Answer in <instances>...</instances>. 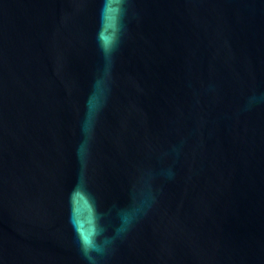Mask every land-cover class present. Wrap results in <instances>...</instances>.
Listing matches in <instances>:
<instances>
[{
	"label": "water",
	"instance_id": "1",
	"mask_svg": "<svg viewBox=\"0 0 264 264\" xmlns=\"http://www.w3.org/2000/svg\"><path fill=\"white\" fill-rule=\"evenodd\" d=\"M260 94L264 0H0V264H264Z\"/></svg>",
	"mask_w": 264,
	"mask_h": 264
},
{
	"label": "clouds",
	"instance_id": "2",
	"mask_svg": "<svg viewBox=\"0 0 264 264\" xmlns=\"http://www.w3.org/2000/svg\"><path fill=\"white\" fill-rule=\"evenodd\" d=\"M250 104H259L264 103V94L254 95L249 99ZM99 235V233H97ZM81 251L84 255L85 259L89 262V264H96V259L93 256V253L102 254L103 248L100 244L93 238L92 240L82 239L80 241Z\"/></svg>",
	"mask_w": 264,
	"mask_h": 264
},
{
	"label": "snow or ice",
	"instance_id": "3",
	"mask_svg": "<svg viewBox=\"0 0 264 264\" xmlns=\"http://www.w3.org/2000/svg\"><path fill=\"white\" fill-rule=\"evenodd\" d=\"M85 240H87V237H85Z\"/></svg>",
	"mask_w": 264,
	"mask_h": 264
}]
</instances>
